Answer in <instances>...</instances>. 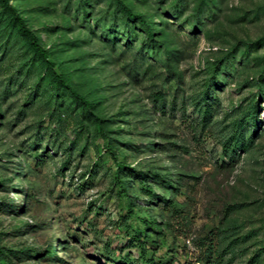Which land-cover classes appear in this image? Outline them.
Here are the masks:
<instances>
[{"label": "rangeland", "instance_id": "374dc122", "mask_svg": "<svg viewBox=\"0 0 264 264\" xmlns=\"http://www.w3.org/2000/svg\"><path fill=\"white\" fill-rule=\"evenodd\" d=\"M263 243L264 0H0L8 264H264Z\"/></svg>", "mask_w": 264, "mask_h": 264}, {"label": "trees", "instance_id": "16d2710c", "mask_svg": "<svg viewBox=\"0 0 264 264\" xmlns=\"http://www.w3.org/2000/svg\"><path fill=\"white\" fill-rule=\"evenodd\" d=\"M123 10L125 12V15H127L128 18L130 19H138L139 24H141L142 26V30L144 31L145 35L148 38H151V36L153 35V31L151 29V27L146 23L145 19L142 18L140 15H137L135 13H132L130 11V9L125 6L122 5ZM18 20V25H19V29L28 37V39L30 40L31 46L32 48L35 50V52H37L38 54H40L42 57H46L47 53L45 50H43L37 43H36V38L35 35L33 34L32 31L28 30L25 25L23 24L22 20H20L18 17H16ZM64 84V83H63ZM65 87H67V85L64 84ZM71 93H73V95L82 102V104L84 106H89L90 104L85 101L82 97H80L78 94L74 93L71 90ZM98 128L100 129V125L98 124ZM114 183L116 184V186L118 187L119 190H124V182L121 180L120 176L118 175V173H116L114 175ZM263 250H264V243H263ZM7 259H8V253L7 250L4 249V247H2L0 245V261L1 264H8L7 263Z\"/></svg>", "mask_w": 264, "mask_h": 264}]
</instances>
